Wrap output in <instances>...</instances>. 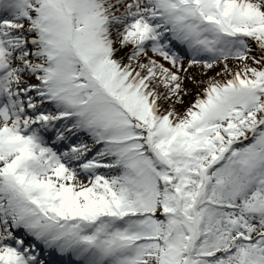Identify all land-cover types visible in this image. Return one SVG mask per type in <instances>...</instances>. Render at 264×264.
<instances>
[{"label": "snow or ice", "instance_id": "obj_1", "mask_svg": "<svg viewBox=\"0 0 264 264\" xmlns=\"http://www.w3.org/2000/svg\"><path fill=\"white\" fill-rule=\"evenodd\" d=\"M0 264H264V0H0Z\"/></svg>", "mask_w": 264, "mask_h": 264}]
</instances>
